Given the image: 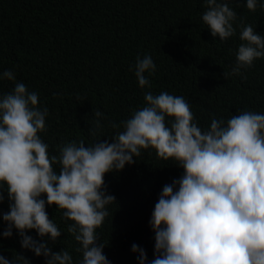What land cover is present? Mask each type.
<instances>
[{
    "label": "clouds",
    "instance_id": "1",
    "mask_svg": "<svg viewBox=\"0 0 264 264\" xmlns=\"http://www.w3.org/2000/svg\"><path fill=\"white\" fill-rule=\"evenodd\" d=\"M258 4L264 7V0H246L249 11ZM205 7L202 21L213 38L226 41L236 35L237 13L229 0H205ZM239 39L236 63L225 78L243 76L264 58V36L252 25H241ZM130 71L143 89L151 87L156 65L145 55ZM0 79L16 77L9 70ZM144 100L146 106L123 121L124 130L111 143L99 140L85 147L72 141L57 156L38 135L46 131L48 116V109L38 106V93L18 82L0 95V189L6 187L11 202L3 214V237L11 238L15 229L21 247L44 257L45 264H74L67 250L53 252L41 242L61 236L46 212V205H56L80 245L78 264H111L96 231L109 215L108 206L116 204L104 178L152 151L184 171L162 188L152 212L154 259L148 261L145 250L132 245L138 264H264V113L242 111L227 122L213 118L210 128L202 129L183 96L149 91ZM94 115L93 136L104 114L96 110ZM32 230L40 241L26 234ZM18 260L30 264L23 256ZM0 264L15 262L0 255Z\"/></svg>",
    "mask_w": 264,
    "mask_h": 264
},
{
    "label": "trees",
    "instance_id": "2",
    "mask_svg": "<svg viewBox=\"0 0 264 264\" xmlns=\"http://www.w3.org/2000/svg\"><path fill=\"white\" fill-rule=\"evenodd\" d=\"M229 3L237 13V33L220 41L202 21L205 0H0V75L10 70L16 77L0 79V95L18 82L38 93V106L48 109L46 131L38 135L57 156L72 141L85 147L99 140L111 143L124 130L123 121L146 106L149 91L183 96L202 129L210 128L213 118L227 122L242 111L264 113V58L243 76H224L236 63L241 25H252L264 36V7L258 4L252 12L246 0ZM145 55L156 71L149 77L151 87L142 89L130 68ZM96 110L104 116L93 136ZM112 122L120 127H111ZM134 160L104 178L116 204L108 206L109 215L96 231L111 264H138L133 244L145 250L148 261L154 259L152 212L162 188L184 171L152 151ZM54 168L59 172V165ZM0 194V255L15 264H21L18 256L45 264L44 257L21 247L15 229L11 238L3 237V214L11 202L6 187ZM46 212L61 236L41 242L53 252L67 250L78 264L82 253L68 232L71 221L56 205H46ZM26 234L40 241L34 230Z\"/></svg>",
    "mask_w": 264,
    "mask_h": 264
}]
</instances>
